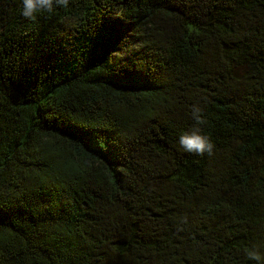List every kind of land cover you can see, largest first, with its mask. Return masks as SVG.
I'll return each instance as SVG.
<instances>
[{"label": "trees", "instance_id": "obj_1", "mask_svg": "<svg viewBox=\"0 0 264 264\" xmlns=\"http://www.w3.org/2000/svg\"><path fill=\"white\" fill-rule=\"evenodd\" d=\"M0 0V264H255L264 0ZM212 154L184 152L196 122Z\"/></svg>", "mask_w": 264, "mask_h": 264}, {"label": "clouds", "instance_id": "obj_2", "mask_svg": "<svg viewBox=\"0 0 264 264\" xmlns=\"http://www.w3.org/2000/svg\"><path fill=\"white\" fill-rule=\"evenodd\" d=\"M19 14L28 20H34L42 14H54L57 8L65 7L68 0H19ZM203 108L199 103L191 107L192 119L196 122L191 129L181 132L176 140L178 146L186 153L212 154L214 144L209 135L198 126L202 123ZM244 256L255 264H264V251L256 245L243 248Z\"/></svg>", "mask_w": 264, "mask_h": 264}]
</instances>
